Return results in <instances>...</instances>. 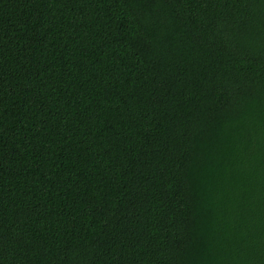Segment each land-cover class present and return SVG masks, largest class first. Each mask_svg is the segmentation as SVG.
I'll use <instances>...</instances> for the list:
<instances>
[{
	"label": "trees",
	"instance_id": "trees-1",
	"mask_svg": "<svg viewBox=\"0 0 264 264\" xmlns=\"http://www.w3.org/2000/svg\"><path fill=\"white\" fill-rule=\"evenodd\" d=\"M0 264H264V0H0Z\"/></svg>",
	"mask_w": 264,
	"mask_h": 264
}]
</instances>
